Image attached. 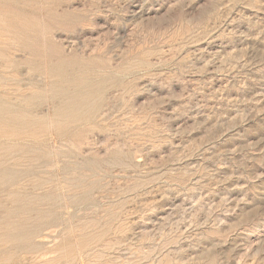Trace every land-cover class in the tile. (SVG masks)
I'll list each match as a JSON object with an SVG mask.
<instances>
[{
    "label": "rangeland",
    "instance_id": "374dc122",
    "mask_svg": "<svg viewBox=\"0 0 264 264\" xmlns=\"http://www.w3.org/2000/svg\"><path fill=\"white\" fill-rule=\"evenodd\" d=\"M50 8L41 41L94 94L58 129L71 83L51 98L47 64L0 57V92L43 117L0 132V264H264V0Z\"/></svg>",
    "mask_w": 264,
    "mask_h": 264
},
{
    "label": "bare ground",
    "instance_id": "6f19581e",
    "mask_svg": "<svg viewBox=\"0 0 264 264\" xmlns=\"http://www.w3.org/2000/svg\"><path fill=\"white\" fill-rule=\"evenodd\" d=\"M53 2L54 0H0V57L4 58L5 65L14 68L21 64L31 67L39 62L47 64L49 76L55 80L51 84V98H55L57 95L67 96V90L63 88V83H71L74 91L69 93L66 102L54 110L59 129L61 125L74 120L72 119L73 112L86 105L84 103L94 94V87L86 76L76 75L79 72L77 67L80 66L77 65L76 60L64 56L60 51L50 46H45L40 39L39 34H42L40 30L41 16L46 17L49 21L67 18V15H59L50 8V4ZM5 35H9L15 40L16 45L25 52V55L4 57L8 51ZM10 44L8 43V45ZM8 94L0 92V132L3 129V133H8V127L10 133L15 134L16 129L25 131L42 125L43 117H36L30 111L31 101L40 96L37 92L30 97L23 98V102L18 104L13 103ZM13 178L14 176L7 170L0 172V179L12 182ZM20 229L18 228V230ZM10 238L15 240V236L12 234Z\"/></svg>",
    "mask_w": 264,
    "mask_h": 264
}]
</instances>
